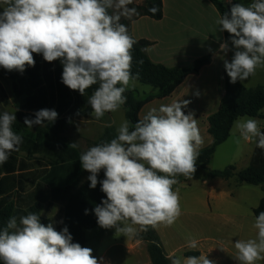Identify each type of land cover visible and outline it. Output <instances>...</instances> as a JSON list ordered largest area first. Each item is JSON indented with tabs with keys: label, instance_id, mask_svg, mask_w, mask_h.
<instances>
[{
	"label": "clouds",
	"instance_id": "1",
	"mask_svg": "<svg viewBox=\"0 0 264 264\" xmlns=\"http://www.w3.org/2000/svg\"><path fill=\"white\" fill-rule=\"evenodd\" d=\"M133 0H0V67L23 73L34 66L33 53L47 62L60 60L62 82L69 89L88 98L92 114L99 120L115 112L126 102L124 93L133 79L132 49L137 41L121 19L139 15ZM111 10V11H110ZM156 13V8H150ZM219 31H227L235 51L231 62L224 60L230 82L246 81L258 67H264V0H251L245 6L235 3L230 14L216 20ZM227 55L228 42L220 44ZM196 95H199L197 92ZM188 100L174 101L150 109L130 128L123 121L110 142L90 147L79 156L88 171L89 187L100 183L106 199L95 206L94 214L101 228H115L132 236L137 227L146 230L158 224L172 225L181 215L176 177L191 179L196 171L199 149L203 143L197 119L183 109ZM79 114V113H77ZM25 117L28 128L53 123L58 113L52 109ZM15 113L0 114V165L19 150L23 138L12 125ZM235 130L245 141L255 140L264 149V132L254 118L241 117ZM79 145L71 142L68 148ZM103 170L104 179L98 181ZM88 210H85L87 214ZM256 237L234 243L240 264H256L264 259V211L256 217ZM188 247L197 248L189 239ZM89 247L73 242L67 227L57 231L53 223H41L40 214L9 217L0 229L2 264H100ZM171 264H213L206 256H170Z\"/></svg>",
	"mask_w": 264,
	"mask_h": 264
},
{
	"label": "crops",
	"instance_id": "2",
	"mask_svg": "<svg viewBox=\"0 0 264 264\" xmlns=\"http://www.w3.org/2000/svg\"><path fill=\"white\" fill-rule=\"evenodd\" d=\"M219 1L224 3L225 6L230 7V9L235 3H243L247 6L251 2V0H236L235 2L232 0ZM144 2L145 0L138 4L142 5ZM162 2L163 17L161 20L141 17L131 23L132 36L136 40L150 42V45L146 48V54L150 60L155 64L169 68H188L196 60L209 57L210 64L198 76L187 78L170 97L154 100L148 104L142 113L144 112L145 115L152 108L159 109L161 105H167L174 101L188 100L190 103L183 109L184 113L186 115L192 113L194 119L200 121L208 130V118L219 110L225 92V75L227 73L224 68V60L227 59L231 62L235 51L231 44L230 34L228 42L230 51L225 55L220 51V44L226 41L225 31H219V25L216 23V20L221 15L210 0H162ZM263 73L264 67H258L255 74L250 76L246 81H237L236 83L246 88H256L260 85L251 84V81ZM24 74L28 81L36 82L37 85L33 88L32 95L19 93V95L27 99V106L25 105L17 111H21L28 118L34 119L35 112L44 109V96L42 95L44 84L41 80L43 76L31 71L29 66L26 67ZM17 89L19 92L18 83ZM137 91L140 96H145L152 93L153 89L151 87L149 92ZM197 92L199 95H196ZM57 102L58 99L56 100V104ZM53 104H55L54 101ZM62 117L67 116H58V118ZM77 119L80 118L74 120L75 128H77ZM262 119L264 120V110ZM109 126L110 124H106L107 128ZM37 127L39 126L26 128L17 133L23 138L22 144L19 145V150L12 152L7 162L0 165V211L10 208V217L16 216L17 220H19L20 216L27 215L28 213H37L40 214L41 223L47 225L51 222L54 226L56 210L59 208L61 214L59 216L60 221H58V224L60 223L58 231H60L64 216V206L51 201L50 191L53 187L66 186L68 184H55L46 177L45 159H51L53 167L56 165V162L53 161L54 158H57V162H60L63 160V155H65L64 160H66L67 155H70L73 159L79 160V156L84 149L80 146V148L71 149L68 148L69 144L61 145L45 139H38L36 136ZM111 127H113L112 120ZM104 128L105 126L103 125L101 137L106 132ZM260 129L262 131L264 126H260ZM208 140H211V137ZM74 142L76 141L74 140ZM81 168L80 162L76 178L80 175ZM229 182L238 185L236 180L233 181V178L226 181L220 179L212 180L205 177L203 186L207 197L204 205L207 207H211V205L232 207L235 202L236 192L231 190L232 185ZM155 229L160 236L166 254L169 257L176 256L177 250L171 249L172 246L168 245L170 251L168 250L164 236L158 225L155 226ZM201 229L203 230V227ZM199 244L201 246L196 251L200 255L207 256L208 258L216 253H220L219 244L215 240L205 238L204 242ZM130 248L132 252L138 253V250H141V248L143 250L147 249V244L136 241L133 238Z\"/></svg>",
	"mask_w": 264,
	"mask_h": 264
},
{
	"label": "rangeland",
	"instance_id": "3",
	"mask_svg": "<svg viewBox=\"0 0 264 264\" xmlns=\"http://www.w3.org/2000/svg\"><path fill=\"white\" fill-rule=\"evenodd\" d=\"M133 2L138 4L142 3L143 0H133ZM33 56L35 65L29 66V69L43 76L40 79L44 84V88H42L44 109L55 110L58 116H68L84 110L88 104V98L63 84V65L60 60L47 62L42 54L33 53ZM260 75L253 78L251 84L264 86V73L262 74L263 77ZM128 89L149 92L151 86L132 80ZM0 90V113L5 111L15 113L25 105L27 106V99L19 95L17 82L12 71H7L2 67H0ZM143 116L144 112L140 117L143 118ZM254 119L259 122V127L264 126L262 118ZM111 120L114 130L117 132L120 124L126 120L123 105L115 112L105 113L99 120L94 115L90 118L77 119L76 132H69L68 136L75 140L82 149L88 150L87 141L99 140L102 126H105V130L106 124H110L109 127H111ZM197 125L203 139L199 149L201 151L212 143V137L208 133L207 127L200 121H197ZM209 137L211 140H208ZM255 144V140L245 141L240 138L233 126L229 139L217 148L207 168L214 171L234 166L236 171L243 170L251 163ZM64 157L65 155L60 162L54 158L53 161L56 162V165L53 167L52 160L45 159L46 177L55 184L72 183L78 175L80 161L73 159L70 155H67L66 160ZM206 175L207 170L196 164V171L191 179L182 175L176 177L178 183L173 186V190L178 191L179 194L181 215L172 225L161 223L158 224V227L162 231L168 250L170 251L169 246H172L171 249L177 250V257H185V251L198 250L201 246L199 243L204 242L205 238H210L219 244L220 251V253L208 257L209 260L213 261V264H240L236 259L237 251L234 248V243L238 239L247 240L256 237L257 230L253 227L255 221L253 208H256L264 197V185H235V183L229 182L232 185L231 190L236 192L234 205L232 207L217 205L207 207L204 205L207 195L203 186ZM235 180L233 178V181ZM60 214L61 211L58 208L54 224L57 231L60 225V223L58 224ZM136 227L138 231L140 227ZM133 236H124L122 233L116 232L115 228L105 229L97 226L85 232L86 247L93 250L92 254L97 257L100 264H151L147 249L141 248L138 253L131 251L130 245ZM189 239L197 241L196 249L188 247ZM256 264H264L263 259L257 260Z\"/></svg>",
	"mask_w": 264,
	"mask_h": 264
},
{
	"label": "trees",
	"instance_id": "4",
	"mask_svg": "<svg viewBox=\"0 0 264 264\" xmlns=\"http://www.w3.org/2000/svg\"><path fill=\"white\" fill-rule=\"evenodd\" d=\"M216 7L220 15L230 14V7H227L219 0H210ZM235 2L236 0H232ZM129 7H135L139 13L133 16L131 20L121 19V23L128 27L131 34V23L141 17H149L154 20H161L163 17L162 0H145L144 4L139 5L134 2ZM156 8L155 14L149 11L150 8ZM111 11V10H110ZM133 37V36H132ZM134 38V37H133ZM226 41L229 42V33L225 31ZM135 39V38H134ZM136 40V39H135ZM137 43L132 49L131 72L133 79L143 85L151 86L153 92L145 96H140L135 89L126 90L124 93L126 102L123 105L126 120L130 122V128L141 119L143 109L154 100H162L170 97L179 88L187 78L198 76L200 72L210 64L209 57H203L196 60L188 68L173 67L169 68L160 64H155L146 54V48L150 42L146 40H136ZM19 86V93L32 95L33 88L37 83L28 81L24 72L13 71ZM98 87L93 85L85 92L87 98ZM79 93L78 91H74ZM264 110V87L246 88L238 83H231L230 77L225 75V92L221 100L219 110L208 118V133L212 137V143L199 151V157L196 164L207 170L208 179L230 180L236 179L238 185L247 184L251 186L264 185V149L257 147L253 152L250 165L241 171H236L234 166H229L224 170H209L207 166L211 162L217 148L224 144L230 137L234 122L241 117L263 118ZM73 113L67 117L57 118L53 123L47 122L44 126L36 128L38 139H45L59 144H70L74 142L69 136V132H76L74 120L76 118H90L92 108L87 104L86 108L80 112ZM16 121L12 128L16 133L28 128L24 124L25 117H28L21 111H16ZM264 132V129L262 130ZM117 132L113 127L106 128L105 134L97 141H87L88 147L96 146L102 142H110L115 138ZM80 148V147H78ZM86 150H83V152ZM88 171L81 168L80 175L66 186H56L50 191V199L54 203H60L64 206V216L61 230L67 227L73 237V242L86 247L85 232L96 228L98 225L97 217L94 214L95 206L101 204L106 199L105 193L101 191L100 183L95 189L89 187L90 181L87 177ZM103 170L98 174V181L103 180ZM85 210H88L85 214ZM261 211H264V197L259 205L253 210L254 217ZM10 208L0 211V229L6 226L10 217ZM60 230V231H61ZM134 240L145 242L151 264H171L169 256L162 245L160 236L155 227L148 226L146 230L139 229L133 236ZM184 256H200L198 251H186ZM2 264V262H0Z\"/></svg>",
	"mask_w": 264,
	"mask_h": 264
}]
</instances>
